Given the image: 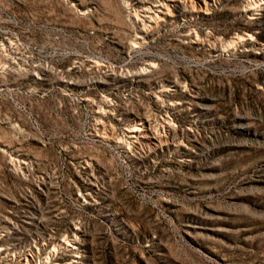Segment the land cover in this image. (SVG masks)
<instances>
[{
  "label": "rangeland",
  "instance_id": "rangeland-1",
  "mask_svg": "<svg viewBox=\"0 0 264 264\" xmlns=\"http://www.w3.org/2000/svg\"><path fill=\"white\" fill-rule=\"evenodd\" d=\"M180 2L0 0V264H264V0Z\"/></svg>",
  "mask_w": 264,
  "mask_h": 264
},
{
  "label": "bare ground",
  "instance_id": "bare-ground-1",
  "mask_svg": "<svg viewBox=\"0 0 264 264\" xmlns=\"http://www.w3.org/2000/svg\"><path fill=\"white\" fill-rule=\"evenodd\" d=\"M166 1H170L171 3H174V4L181 3L180 0H166ZM263 5H264V2H263ZM153 7H154V12L156 13V17L158 15L159 19L167 18L168 16L167 9L165 8L163 4L158 3L154 5ZM186 9H187L186 12L188 13H192L194 11L190 7H186ZM204 10L206 11L207 9L204 8ZM144 11H146V9H144ZM128 128H131V129H127L126 133H128L127 136H128L130 143L133 144L134 146L135 144L139 143L140 145L142 142H145L146 144H148V146H150L151 150H156L158 148L163 147L164 143L162 142L160 138H158V136H156L151 131L147 120H143L142 122H139L136 125L134 124L133 127L130 126ZM166 128H169L168 131L170 132V127L167 124H166Z\"/></svg>",
  "mask_w": 264,
  "mask_h": 264
}]
</instances>
